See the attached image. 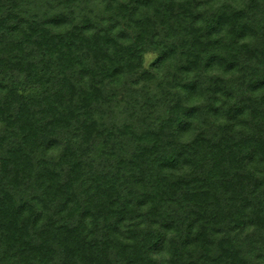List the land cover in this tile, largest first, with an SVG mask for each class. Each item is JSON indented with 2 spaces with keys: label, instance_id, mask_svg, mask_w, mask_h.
Masks as SVG:
<instances>
[{
  "label": "trees",
  "instance_id": "trees-1",
  "mask_svg": "<svg viewBox=\"0 0 264 264\" xmlns=\"http://www.w3.org/2000/svg\"><path fill=\"white\" fill-rule=\"evenodd\" d=\"M0 264H264V0H0Z\"/></svg>",
  "mask_w": 264,
  "mask_h": 264
},
{
  "label": "rangeland",
  "instance_id": "rangeland-1",
  "mask_svg": "<svg viewBox=\"0 0 264 264\" xmlns=\"http://www.w3.org/2000/svg\"><path fill=\"white\" fill-rule=\"evenodd\" d=\"M155 57H156L155 54H153V53H148V54L146 55V65H149Z\"/></svg>",
  "mask_w": 264,
  "mask_h": 264
}]
</instances>
